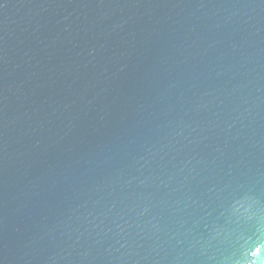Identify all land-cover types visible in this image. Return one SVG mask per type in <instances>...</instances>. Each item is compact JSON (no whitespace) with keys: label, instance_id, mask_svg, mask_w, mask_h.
Instances as JSON below:
<instances>
[{"label":"water","instance_id":"water-1","mask_svg":"<svg viewBox=\"0 0 264 264\" xmlns=\"http://www.w3.org/2000/svg\"><path fill=\"white\" fill-rule=\"evenodd\" d=\"M0 264H264V0H0Z\"/></svg>","mask_w":264,"mask_h":264}]
</instances>
